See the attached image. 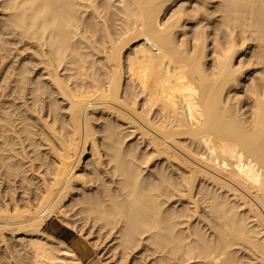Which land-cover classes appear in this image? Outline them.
Wrapping results in <instances>:
<instances>
[{
	"label": "bare ground",
	"instance_id": "bare-ground-1",
	"mask_svg": "<svg viewBox=\"0 0 264 264\" xmlns=\"http://www.w3.org/2000/svg\"><path fill=\"white\" fill-rule=\"evenodd\" d=\"M52 216L117 264H264V0H0V264H83Z\"/></svg>",
	"mask_w": 264,
	"mask_h": 264
},
{
	"label": "rangeland",
	"instance_id": "rangeland-1",
	"mask_svg": "<svg viewBox=\"0 0 264 264\" xmlns=\"http://www.w3.org/2000/svg\"><path fill=\"white\" fill-rule=\"evenodd\" d=\"M44 228H46L47 230H49L51 232H54L55 234H57L59 236H65L69 245L76 244L75 249H76L78 254H81L83 264H90L92 261H95L94 264H97L99 259H101V258L103 261L104 260L106 261V264H110L112 262V260H113V262L111 264H113L114 262H115L114 264H117V261H116L117 257L115 256L113 258L111 256L112 255L111 251H110L111 254L109 252H107L108 247H110L109 245L108 246L106 245V247L103 244H100L98 246H94V245L90 244L91 242L90 243L86 242L85 237L80 236L77 231H70V232L63 231L62 232L61 231L62 229L59 228L58 222H56L55 216H52L51 218H48L46 220V224L44 225ZM91 241H93V239ZM107 244H109V243H107ZM102 252H103V255L101 256ZM104 252L107 254H105ZM103 257H105L106 259ZM131 262L133 263V261L130 259L129 261L126 262V264L127 263L132 264ZM140 262H142L141 264L148 263L147 261L144 263H143V261H138L137 263L140 264Z\"/></svg>",
	"mask_w": 264,
	"mask_h": 264
}]
</instances>
